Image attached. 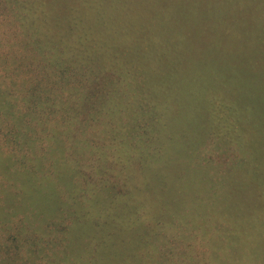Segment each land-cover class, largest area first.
<instances>
[{"label": "trees", "instance_id": "16d2710c", "mask_svg": "<svg viewBox=\"0 0 264 264\" xmlns=\"http://www.w3.org/2000/svg\"><path fill=\"white\" fill-rule=\"evenodd\" d=\"M180 1L0 0V264H213L204 228L219 264H264L259 251L243 250L264 237V204L254 213L238 205L254 222L247 239L222 222L200 225L222 206L230 173L264 187L262 165H249L226 137L237 131L242 141L257 119L261 153L264 31L254 33L260 22L239 13L241 1L226 9L220 0ZM119 3L127 16L116 28ZM171 74L177 80L162 85ZM217 88L222 112L209 127L228 130L211 132L193 162L211 186L198 190L192 218L181 210L167 222L147 219L125 199L142 189L144 167L171 161L166 134L181 143L193 130L185 122L207 127L201 104ZM180 91L191 103L178 135L166 127ZM244 94L250 104L239 107Z\"/></svg>", "mask_w": 264, "mask_h": 264}, {"label": "rangeland", "instance_id": "374dc122", "mask_svg": "<svg viewBox=\"0 0 264 264\" xmlns=\"http://www.w3.org/2000/svg\"><path fill=\"white\" fill-rule=\"evenodd\" d=\"M175 1L176 3L181 2L180 0ZM231 1L236 2L237 0ZM238 1L242 2L241 4L238 2L240 8L239 13H242V16H246V13H249L257 17L260 24L262 20L264 22V0ZM248 3L256 5L259 8L245 7V4L247 5ZM124 6V3L115 4L113 6L115 8V11L117 12L115 17L121 18L115 21L114 25L116 26V28L120 26V23L127 16V12L122 11ZM142 6L145 9V6L143 4ZM220 6L223 9H226L227 7H235L236 5L230 4L227 0H220ZM260 24L258 27L254 28V33L264 31L263 28H259ZM109 57L110 55H107L106 60L109 59ZM253 58V54L247 56L248 60H253ZM182 62L183 61L181 60L180 64H182ZM163 78L165 79V77ZM168 80L169 81L162 82V85H168L171 83V81L177 79L174 75L171 74ZM216 91L217 92L214 96L202 101L201 104V112L204 118L207 120V127H204V129H198L196 123L190 125L189 123L185 122L193 130H191V133L188 137H183V141L181 143L176 141L175 138L174 140L170 139L169 136L166 134V137L172 141V144L169 147V151L172 157L171 161H164V163L157 165L156 167L151 166V168H148L147 170L144 167V176H142L143 184L141 186L142 189H139V194H136V197H133L134 191H132L130 192L131 195L129 196V198L127 197L125 199V203H129L131 208L137 209V211H139V209L146 210V213L148 215L147 219L152 218L155 220L157 219L167 222L169 220L167 215L168 212H177L181 210L183 211L185 217L192 218V214L189 210V207L193 203L198 202L196 200V197H198V190L203 187H206L205 189H207L209 186H211L209 180L200 177L199 171L196 170V168L193 166V162L196 160L195 156L197 155V149L200 145L207 142L208 136L211 134V132L221 135L227 133L228 130L225 128L227 124L225 126H222L220 124V128L209 127L210 120H218L220 118V113L222 112L220 107L219 95H224L225 93L223 91H220L219 94L218 88ZM164 95L165 94H163V97ZM176 98V101L172 103V115L174 116V118H169L166 129L173 128V130L176 131L175 134L179 135L182 133L180 131L181 129L180 127H178L176 130L175 127L179 123H181L180 121L183 117V114L189 112L188 105H190L191 103V96H185V93L183 94L180 91L176 94ZM250 98L251 95L249 94H244L243 96L239 95L236 97V102L239 107L241 105L244 106L245 104L248 107L250 104ZM254 108H250L253 113ZM251 116L252 115L250 114L248 116V119L251 120ZM235 117H240L241 119V114L239 116H231L233 121L236 120ZM258 123L260 122L256 119L255 122L253 121L251 122V124L247 125V127H249L250 125L251 127L244 133L245 139H243L242 141L240 140V136L238 135L237 131L233 134L232 131L229 132L230 130H228V134L226 135V137L228 141L233 142V145L238 147L242 151L249 165L253 167V164L257 163L259 165H262V168L264 169V144H257V148L259 149V152H261L257 155L255 153V145L253 143V132L260 130ZM255 154L257 157H259L256 160ZM228 177L229 179H227V181H229V186L226 187L227 191L225 192L224 190H222V196H224L223 201H221L222 206L220 207V204L217 205L216 208H213L208 215L202 217L203 222H201L200 225L202 227L204 221L206 223L212 222L215 224H220L219 222H222L227 227H229L231 237L237 240H241V238L247 239L248 233H250L251 235L255 233L254 222L252 221L251 223H245L243 219L245 214L242 215L241 213H239L237 211V208L239 205L240 207L242 206L244 208H247L248 210H251L254 213L256 201L257 205L264 204V187L262 185H259L255 180L248 178L249 174L238 175V173H230ZM217 202L219 203V201ZM203 207L204 206L202 204H197V208L199 210L202 211L204 209ZM205 210L206 209H204L201 213L205 212ZM263 216L264 211H262V216L259 217ZM139 223L143 224L141 221H139ZM195 223L198 224V221H195ZM202 232V234H204V237L209 239L208 242L211 244L210 254L212 256L213 264H219L220 259L223 260L224 257L220 252V248L218 249L219 245L215 243V240L209 238V235L205 231V228L202 229ZM118 236H120V234ZM121 236L123 237L124 235L121 234ZM117 237H111L113 239V243L116 242V239L121 240V237ZM81 241H83V238ZM246 244L248 245V247L250 246L251 248L248 250L243 249L245 253L246 251L249 252V250H257L264 256V237H260L259 240L255 239L252 246L250 245L251 239L246 241ZM109 253L110 252L106 250L99 252L98 255L103 257L104 255ZM112 264L118 263L116 261Z\"/></svg>", "mask_w": 264, "mask_h": 264}]
</instances>
